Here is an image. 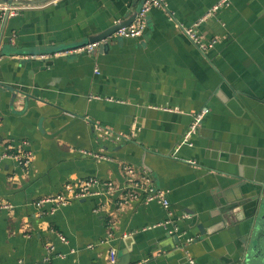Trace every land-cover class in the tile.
Segmentation results:
<instances>
[{
	"label": "crops",
	"instance_id": "crops-1",
	"mask_svg": "<svg viewBox=\"0 0 264 264\" xmlns=\"http://www.w3.org/2000/svg\"><path fill=\"white\" fill-rule=\"evenodd\" d=\"M142 1L55 0L0 19V264H111V251L117 264L124 248L130 264L237 260L233 228L199 227L264 199V0L208 16L220 0H165L139 37L75 51ZM180 25L216 43L202 53ZM17 147L29 166L3 157ZM123 165L148 173L168 209L140 193L118 208ZM85 179L99 195L36 206Z\"/></svg>",
	"mask_w": 264,
	"mask_h": 264
},
{
	"label": "built area",
	"instance_id": "built-area-1",
	"mask_svg": "<svg viewBox=\"0 0 264 264\" xmlns=\"http://www.w3.org/2000/svg\"><path fill=\"white\" fill-rule=\"evenodd\" d=\"M228 0H220L215 5H213L206 13V15H211L214 12L218 11L222 6L228 5ZM165 7V0H143L139 9L138 15L133 23L130 25L118 29L114 33V37L118 38H137L146 29L147 25V15L152 8H163ZM20 8L16 7H0V19L3 24L5 18L15 17L19 14ZM182 31L190 40V42L197 47L200 52L205 53L209 48H212L216 43V40L203 41V39L198 36L193 27H184L180 25ZM1 32V30H0ZM101 42L88 44L83 47L76 48L75 51L79 53H89L95 48L99 47ZM97 72V70H96ZM203 113L196 114L193 118L192 123L190 124L188 130L186 131L183 141L185 143H189V138L197 132V129L200 126L201 120L203 118ZM11 149V148H8ZM19 147L13 150H5L3 157L9 158L11 160L16 161L21 166H29L31 160V152L24 151ZM122 171L125 177L128 180L126 186H124L121 190L124 192L122 197H119L117 201L118 208H122L125 206L131 197L135 196V193H140L144 196L145 202L157 201L164 208L168 209L169 203L166 199V192L157 189L151 177L148 173L139 171L134 167L123 165ZM96 187H99L97 182L93 179H85L81 180L77 183H66L63 185L60 192L57 194L47 196L41 198L36 202V206L40 207L43 204H49L51 206V212L53 213L56 209L61 206H65L73 201H79L81 199H85L87 197L96 196L100 194V190ZM116 192L113 185L108 183L105 185L103 193L107 196H112ZM10 206H5L4 208H9ZM171 215L170 212H168ZM170 219L158 223L157 226L165 227L170 224ZM62 241L65 239L63 237L60 238ZM192 240H190L191 242ZM91 248V247H89ZM51 249V248H50ZM110 263H116V254L114 251L110 253ZM188 264H195V261L189 257Z\"/></svg>",
	"mask_w": 264,
	"mask_h": 264
},
{
	"label": "water",
	"instance_id": "water-1",
	"mask_svg": "<svg viewBox=\"0 0 264 264\" xmlns=\"http://www.w3.org/2000/svg\"><path fill=\"white\" fill-rule=\"evenodd\" d=\"M53 1L55 0H0V7H16L20 9L38 8ZM137 15L138 10H135L128 18L117 22L102 32L90 36L83 43L76 44L74 49L97 42H101L100 48H107L109 40L111 41L114 37V33L118 29L133 23ZM7 20L8 18L4 19L2 29ZM1 37L2 35L0 34V41ZM71 47L68 48L70 49ZM247 210L244 212L243 209H237L236 213L222 212L221 215L219 214L220 221L212 229L199 227V230L201 234H210L219 227L226 226L233 228L235 239L240 244V252L234 264H264V199L258 200ZM129 252L128 248L121 250L117 264H130Z\"/></svg>",
	"mask_w": 264,
	"mask_h": 264
}]
</instances>
